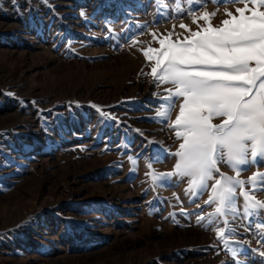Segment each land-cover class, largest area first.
I'll list each match as a JSON object with an SVG mask.
<instances>
[{"label":"rangeland","instance_id":"rangeland-1","mask_svg":"<svg viewBox=\"0 0 264 264\" xmlns=\"http://www.w3.org/2000/svg\"><path fill=\"white\" fill-rule=\"evenodd\" d=\"M237 7L244 5L0 0V264L264 262V209L245 218L239 188L237 212L226 217L233 231L220 239L224 217L202 226L215 208L203 203L210 189L192 197L187 178L162 187L147 175L149 162L156 173L172 171L181 141L153 119L161 102L153 94L166 95L169 85L142 74L154 63L142 50L160 48L169 33L182 41L181 23L197 29L192 15L218 8L211 23L219 25L225 8L238 15ZM257 172L264 164L239 178ZM253 195L264 201V190Z\"/></svg>","mask_w":264,"mask_h":264},{"label":"snow or ice","instance_id":"snow-or-ice-1","mask_svg":"<svg viewBox=\"0 0 264 264\" xmlns=\"http://www.w3.org/2000/svg\"><path fill=\"white\" fill-rule=\"evenodd\" d=\"M207 2L243 3L244 7L235 9L238 15L225 8L228 18L219 25L211 23L218 8L192 15L197 29L181 23L180 27L188 32L182 41L179 37L173 41V33H169L158 41L160 48L142 50L146 60L154 61L151 72L142 74L151 75L157 87L169 85L164 88L166 95L153 94L161 101L153 119L161 124L168 122L181 141L170 153L176 158L172 171L156 173L149 162L147 175L154 186L162 187L170 186L174 176L187 178L186 192L192 197L210 189L203 203L214 204L215 208L207 213V224L202 226L208 228L224 217V227L216 228L217 237L224 239L223 234L233 231L226 217L237 212V188L244 198L245 218L257 216L258 210L264 209V201L253 195L264 190V173H254L247 181L239 178L247 167L264 164V0H188L190 5L200 7ZM178 100L179 110L170 120ZM217 118L219 123H214ZM128 159L136 163L133 157ZM221 164L235 175L222 172ZM246 183L251 190H245ZM196 206L203 210L200 204ZM203 220L205 217L198 216V223ZM257 229L264 236V224H257ZM224 246L233 257L237 255L227 240ZM260 256L264 257V252Z\"/></svg>","mask_w":264,"mask_h":264}]
</instances>
